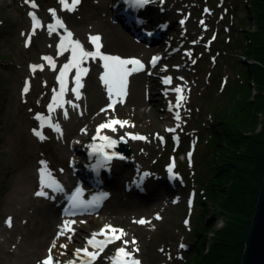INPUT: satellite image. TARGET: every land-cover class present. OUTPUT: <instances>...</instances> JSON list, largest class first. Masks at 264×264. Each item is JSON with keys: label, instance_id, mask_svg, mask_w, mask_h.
Returning <instances> with one entry per match:
<instances>
[{"label": "rangeland", "instance_id": "1", "mask_svg": "<svg viewBox=\"0 0 264 264\" xmlns=\"http://www.w3.org/2000/svg\"><path fill=\"white\" fill-rule=\"evenodd\" d=\"M115 1L80 0L74 10H69L60 0H0V264H38L36 255L30 254L24 232L25 227H31L34 219L45 211L47 196H43V200L36 194L42 190L39 170L44 166H39V157L53 179L63 178L68 183L73 179L66 175L71 172L69 162H77L80 157L86 160L84 148L95 127L114 119L128 122L124 126H113L114 129L128 127L122 130L121 139L128 138V131L147 136L146 141L129 138L126 147L127 151L140 155L143 171L159 174L161 186L165 188L162 200L153 198L146 204L129 206L130 215L126 217L93 209L86 215L61 216L63 223L53 226L58 234H53L46 243L42 260L51 249L54 264L56 261L67 264L70 260L77 261V249L87 247L89 251L99 252L92 264H111V255L124 246L123 240H135L127 249H138L134 256L142 264H204L201 259L197 263L191 260L195 246L201 245L202 255L206 254L215 232L224 226L225 220L213 207L211 198L204 199L205 186L209 185L206 182L212 178L218 162L215 143L210 144L213 136L206 126L218 107L231 105L240 89H248L246 81L251 77L246 74L247 52L243 47L246 35L256 27L250 16V0H179L177 4L175 0H166L165 13H156L155 20L161 24L171 22L162 31L163 41L153 40L149 46L145 41H135L133 35H138V30L132 34L131 28H125L114 12H110L107 6ZM67 3L71 5L72 0ZM153 5L135 11L155 13L153 8H157V4ZM29 12L37 13L42 19V25L35 30L30 24ZM57 19L72 29L73 40H78L86 51L95 50L90 37L98 35L100 51L104 54L136 57L146 66L149 55L157 54L159 61L142 72L131 73L127 78L126 95L120 97L123 102L114 104L105 100L108 92L100 79L104 72L103 61L98 57L88 58L82 64L88 71L81 79L83 87L79 89V99L72 91L76 86V70L71 69L65 77L62 106L50 111L53 96L61 88L57 79L60 69L71 59L70 51L60 53L58 49L63 32L59 28L49 32L48 26ZM44 57L53 59L55 69ZM33 65L42 67L33 70ZM165 79L170 82L165 83ZM148 82L150 85L146 87ZM251 83L250 92H253ZM151 86L156 88L155 93L146 100ZM177 88L182 91L178 93ZM180 96L183 99L177 106ZM34 110L58 124L60 132L47 125L41 128L40 120L28 118ZM84 110V117L88 119L78 124L82 135L76 138L69 133L72 125L65 117ZM162 121L164 125L160 124ZM84 125L87 131L82 130ZM39 128L44 139L34 134L33 130L39 131ZM107 131L114 132L113 128ZM62 135L65 139L60 137ZM74 142L84 146L79 155H71ZM61 143L65 150L58 148ZM114 164L104 169L103 185H109L107 177ZM123 166L122 163L115 165V182L110 187L115 192L136 178L130 166ZM170 166L177 176L172 184L167 182ZM82 188L81 199L91 201L95 190L86 183ZM157 202L161 203L158 210L146 212L144 206ZM55 210L59 213L58 207ZM65 220H76L79 228L65 231L68 236L62 237L59 228ZM140 220L145 223H139ZM106 225L123 229L126 235L102 251L88 245L92 234L101 232ZM69 243L74 247L67 248Z\"/></svg>", "mask_w": 264, "mask_h": 264}, {"label": "trees", "instance_id": "2", "mask_svg": "<svg viewBox=\"0 0 264 264\" xmlns=\"http://www.w3.org/2000/svg\"><path fill=\"white\" fill-rule=\"evenodd\" d=\"M249 10L256 27L246 35L243 47L246 74L251 77L248 89H240L231 105L218 107L206 126L218 162L206 182L204 199L211 198L225 223L206 254L201 245L195 246L191 260L196 263L200 259L204 264L242 263L264 180V0H250Z\"/></svg>", "mask_w": 264, "mask_h": 264}, {"label": "snow or ice", "instance_id": "3", "mask_svg": "<svg viewBox=\"0 0 264 264\" xmlns=\"http://www.w3.org/2000/svg\"><path fill=\"white\" fill-rule=\"evenodd\" d=\"M150 2V0H129V3L134 6L135 8H142L143 6L147 5ZM60 3L63 4V6L69 10H74L75 7L80 3V0H72L71 5L67 3V0H60ZM36 5L33 4V7ZM53 11L54 10H50ZM30 15L33 18V30L35 28L40 26L39 20L36 18L35 13H30ZM49 32H54L58 27L64 28V24L61 20L57 19L55 24H51L48 26ZM90 40L93 45H95L94 51H86L84 47L81 45V43L78 40L72 39V33L66 32V35L61 39L58 49L60 53L70 51L71 52V59L63 65V67L60 69L59 76L57 79L60 82L61 88L58 94L53 96L52 103L49 105V110H54L55 107H61L62 104L60 103V100L62 99L64 92H65V77L67 73L71 69L76 70L75 75V87L72 89V91L75 93L76 98L79 99L80 97V91L79 89L83 87L81 83L82 76L87 73V68L82 67V64L84 61H86L88 58H99L103 61V68L104 72L101 75L100 79L102 80L103 84L107 88V92L110 98L112 97H123L126 95V88H127V78L128 76L137 71L143 70V64L140 60L135 58H121L118 55H109L104 54L100 51L102 45L100 44V37L98 35H93L90 37ZM44 59L49 63V65L55 69V62L51 57H44ZM158 58H153L152 63L155 64L156 60ZM131 65V67H129ZM37 67H42L38 65H33L32 69L36 70ZM170 82L169 79H165V83ZM24 91L27 92L28 88L25 87ZM176 91L180 93L182 90L177 88ZM183 97H178V104L179 101L182 100ZM115 101H113L114 103ZM112 104H109V107H112ZM66 114V113H65ZM179 118V114L177 113V119ZM37 119L41 121L40 127L43 128L45 125L50 126L54 128L55 131L60 132V127L58 124H53L51 122V119L48 117H44L41 115L37 116ZM127 121H120V120H111L107 123H103L99 125L98 127V134L100 129L104 128H113L114 125L120 124L121 126H124L127 124ZM169 131H174L173 129H169ZM34 134L37 135L39 138L44 139V136L42 132L38 130H34ZM134 139H144L142 136H134ZM102 143L97 145H92V152L94 154H100V159L96 163L97 168L104 167L109 161L113 159V157L116 155L114 152L109 154L105 149H111L116 144V141L112 140L108 136H102L100 137ZM171 166L169 168V171H171ZM40 173V184L42 187V190L38 191L36 194L39 196H47L48 193L44 191L43 189H50L53 192H63L64 189L61 187V185L51 177V174L47 170V166L44 165L39 170ZM81 189L77 188L74 193L68 197L70 201V207L67 209L69 214H73V210L79 209L85 206H91L98 204L102 199L105 198V194L101 193L95 197L91 201L85 202L81 199ZM139 223H145L144 220L138 221ZM8 223L10 224L11 221L9 220ZM74 223V221H64L63 227L60 231V235H64L65 231L71 232L72 229L70 227V224ZM187 223V221H186ZM126 233H124L123 229H117L114 226L106 225L104 229L101 230L99 233L92 234L91 238L87 240V244L92 246L95 249L103 250L107 244L112 243L117 240H121L123 236H125ZM97 236H103V239H97ZM70 238V237H69ZM135 244V240L128 241L123 240L124 246L117 249L115 255L112 257V264H141L139 260H137L134 256V252L138 251V249H133L132 251H129L127 249V245ZM55 246V245H54ZM53 246V247H54ZM62 247H66V245H63ZM181 247H184L181 245ZM98 251H89L87 247L84 249H77L76 250V256L77 261H68L67 264H92V262L96 259L98 256ZM42 264H54V256L52 254V250L49 249V255L42 261ZM55 264H59L58 261L55 262Z\"/></svg>", "mask_w": 264, "mask_h": 264}, {"label": "bare ground", "instance_id": "4", "mask_svg": "<svg viewBox=\"0 0 264 264\" xmlns=\"http://www.w3.org/2000/svg\"><path fill=\"white\" fill-rule=\"evenodd\" d=\"M120 0H116L115 4L113 5H109L107 6V8H109L110 12L113 11L114 12V16H117L118 11H121V6L120 4L117 5V2ZM111 2H114V0H111ZM181 1L179 0H175V3H180ZM111 4V3H110ZM146 13V12H145ZM148 13V12H147ZM146 13V14H147ZM165 13V12H164ZM118 18L120 19V21H123L124 18L121 17V15H118ZM145 22H147L146 24H150V19H149V13L148 16L145 20ZM170 20L165 21L164 23V28H166L167 26H169L170 24ZM42 25V20L40 21V26ZM124 27H129V26H125L123 24ZM131 29H134V26H130ZM74 38V34L72 36V39ZM160 42L163 41V37H159L158 39ZM140 43V42H139ZM130 66V65H129ZM131 81V80H130ZM143 82V81H142ZM151 82V81H150ZM150 82H148L149 84L146 86L148 87L150 85ZM129 84L127 82V88L128 89ZM155 89L156 88H152L150 91L148 92L147 96H146V100H149V98H151V94L155 93ZM105 100L109 101L110 103L114 104H120L123 101L120 99V97H112L110 98L108 93L105 95ZM76 103H73V106H76ZM78 110V109H76ZM72 113L74 112L73 110L71 111ZM86 114V111H81V112H77L76 115L71 114L66 116V120L69 121V123L72 125V128H70L69 133H71V135L73 136H77L76 138H78V136H81L82 134L79 133V127L78 124L83 121V120H87L88 116L84 117ZM40 115V113L38 114L35 110L31 112V115H28V118L30 119H35L37 118V116ZM67 115V114H66ZM27 116V115H26ZM84 117V118H83ZM166 118H169L168 116ZM161 125H164L163 121L162 123H160ZM126 125V124H125ZM46 125L43 127L45 128ZM84 128L82 129L83 131H87V125L83 126ZM124 129H128V127H117L114 132L112 131H107V128L102 129L101 133H104V135H109L110 137H121L122 136V130ZM34 131V130H33ZM39 131H41V129L39 128ZM93 133H95V131H93ZM131 133V131H128L127 134ZM67 134V132H66ZM144 137L143 133H139V135L135 134V136H141ZM146 136V135H145ZM62 138L65 139V137L62 135L60 136ZM72 137V136H71ZM69 138V137H67ZM40 139V138H39ZM155 139V138H154ZM124 140L126 142H128L130 139L129 138H124ZM139 140H147V136L144 137V139H139ZM47 141V138L45 139V142ZM97 141V140H96ZM95 140L89 139V142L87 144V146H85L84 149H86V151H88L89 146L93 145L94 143H96ZM49 143L51 141H48ZM84 143V142H83ZM63 143H61V145L58 146V148L60 150H65L63 149ZM83 145L82 144H78V143H73L72 144V151L73 153L71 155H79L78 152H80L81 150H83L81 147ZM84 147V146H83ZM67 148V147H66ZM116 155L113 157V159L110 161V163H115L114 166H112V171L109 172V175L107 177V179L109 180L108 183L109 185H107V183H105L103 186H100V183L98 185H96L95 187L90 186V189H94L96 193H98L97 195L100 194V192H103V194H108L106 198L102 199L100 202L102 204V207L96 211H104L106 213H108L111 216H115V215H122L124 217H126L127 215H130V213L127 211V209H130V207H134V206H138L141 204H146V202H148L149 200L153 199H160V201L162 200L161 196L163 195V190H165V188L163 186H161V177L159 176V174H151L149 173V171H143L141 169V157L140 155L134 154L130 151H126L125 153H115ZM75 157V156H74ZM77 162L78 164H80V166L83 169V172H75V176H73V174L71 172H66V175L71 178V177H80L81 175H85V165L88 163L87 159L84 160L82 157L77 158ZM109 163V164H110ZM122 163L125 167L128 165L130 166L131 170L134 171V174L136 176V178H132L134 179L132 182L126 184L125 186H120V191L115 192V190H111V183L115 182V176L114 174L116 173V169H115V165L116 164H120ZM109 164L105 165V168H109ZM42 165H46V163L43 161L42 158L39 157V166ZM119 166V165H118ZM123 166V167H124ZM60 181H63V178H60ZM101 181V180H100ZM38 186V184H37ZM41 186V184L39 185ZM28 187H32V186H28ZM34 188L36 186H33ZM81 190H83V188H79ZM47 190V189H46ZM45 190V191H46ZM107 191V192H105ZM47 192V191H46ZM96 193H94L96 195ZM2 194V192L0 191V195ZM162 194V195H161ZM51 194H50V198L49 195H47L46 197V203L43 206V209L45 210L43 212V215L39 216V218L34 219L32 226H26L25 227V232H24V240L27 242V245L30 246V254L36 255V262L39 264L41 263L43 260V252H45V246L47 245L46 243L49 242L50 237L55 234L57 235V233L54 232L53 230V226H58L57 223H59V226H61V224L63 223L62 220H60V213H56V206H57V202H59V200L61 199V194L57 193L53 199H51ZM44 197L40 196L39 199H43ZM143 198H145V202L143 201ZM44 200V199H43ZM162 204H164V201H162ZM130 206V207H129ZM161 206L160 202L157 203H151V204H147L146 206H144V208L146 209V212H151L158 210ZM93 208H89L88 206L76 209L77 212L71 214L72 216H81V215H86L88 212H91ZM94 210V209H93ZM131 210V209H130ZM95 211V210H94ZM64 216V215H62ZM66 221V220H65ZM69 221V220H67ZM76 220H74V223L70 224V227L73 230H76L79 228V224L75 222ZM85 226H88L86 224H84ZM60 230L62 228H59ZM68 236V233L65 232L64 235H62V237H66ZM77 246H79V243H76ZM74 247L73 244H67V248H72ZM40 255L37 257V255ZM48 255H46L47 257Z\"/></svg>", "mask_w": 264, "mask_h": 264}, {"label": "water", "instance_id": "5", "mask_svg": "<svg viewBox=\"0 0 264 264\" xmlns=\"http://www.w3.org/2000/svg\"><path fill=\"white\" fill-rule=\"evenodd\" d=\"M127 1L129 2V0ZM150 2L157 4V9L161 10L164 3H166V0H150ZM129 19L131 21H137V18ZM110 138L116 141V144L111 149H105V151H107L109 154L113 152L124 153L128 150L124 138ZM241 264H264V180L262 182L253 222L247 236Z\"/></svg>", "mask_w": 264, "mask_h": 264}, {"label": "built area", "instance_id": "6", "mask_svg": "<svg viewBox=\"0 0 264 264\" xmlns=\"http://www.w3.org/2000/svg\"><path fill=\"white\" fill-rule=\"evenodd\" d=\"M253 92H254V91H253ZM253 92H252V93H253Z\"/></svg>", "mask_w": 264, "mask_h": 264}]
</instances>
